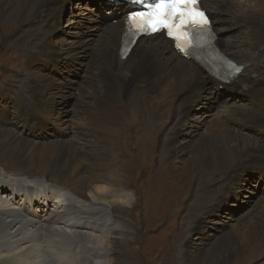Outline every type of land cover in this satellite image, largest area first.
<instances>
[{"label": "bare ground", "instance_id": "obj_1", "mask_svg": "<svg viewBox=\"0 0 264 264\" xmlns=\"http://www.w3.org/2000/svg\"><path fill=\"white\" fill-rule=\"evenodd\" d=\"M16 1L15 13L20 11L22 4V0ZM67 1L57 3L56 0H38V7L33 8L34 11L31 9L29 13L33 21L31 29L41 32V28L56 10L62 15ZM247 2L243 0L239 4L234 0L200 1L201 8L211 19L210 25L216 37L214 48L225 60L242 66L241 73L228 84L220 81L219 76L223 72L220 63L215 66L217 76H213L207 72L210 66L206 62H193L180 57L172 43L165 40L163 35L154 34L149 38L138 39L129 56L122 60L120 49L125 14L130 11L129 2L125 1L121 6L114 4L113 0L96 3L97 8H91L88 20L101 16V25L98 28L106 26L107 34L103 38V44L93 51L94 66L90 89L82 98V108L66 117V136L46 138L38 135L48 123H39L42 120L40 112L48 106L42 100L47 95L51 97L52 89L50 85L41 87L33 78L26 85H20L23 88L16 95V106L12 115L15 124L25 122L21 118L27 113L35 119L25 128L23 135L26 136H21L14 130L0 132V169L9 174L0 178V199L5 196V199L14 200V203L17 201L18 204L16 211L4 210L0 206V241L9 237L13 241V245L9 247H15L21 243L51 240L57 236L68 243L73 242L70 245L72 247L78 245L79 251L74 252V255L78 259L82 257L83 261L89 260V255L96 257L95 254L99 252L95 246H99L104 249L106 264H133V250L127 242L128 237L123 238L125 229L119 214L123 208L111 203L110 216L108 208L104 210L87 206L85 197L94 196L99 204L105 205L100 197H116L118 193L128 189L122 174L124 165L121 160H124V154L120 152V148L129 147L126 144L134 146L130 142L124 143V129L133 121L142 129L137 144L142 143L143 136L150 137L155 142L156 166L174 179L175 188L193 183L191 196L195 202L215 197L224 184H228L236 175H242L239 170L235 173V170L244 164L245 170L252 163L260 165L256 168L259 174L255 176L258 182H263L264 0ZM4 16L1 20L3 25L11 24L10 16ZM231 26L243 27L244 34L237 38L225 36L223 32ZM89 40L84 41L85 44L82 42L88 47H82L81 43L75 42L69 44L68 48L75 55L88 48L91 53ZM54 51L58 53V50ZM205 89L219 90L226 97L212 113H217L218 118L213 123L210 134L199 138L188 152H175L178 148L172 147L173 142L163 138L169 132L167 127L172 124L171 119L176 116V103L181 98H189L193 93H200ZM51 107L52 104L48 106L49 109ZM221 108L224 116L219 110ZM210 110V107L204 109L209 118L212 115ZM4 112L5 108L0 106V118ZM233 123L236 125H231ZM53 124L61 126L62 123ZM10 125H13L12 121ZM245 126L252 129L248 132L241 131ZM76 127H79V131L72 141ZM146 141H143L142 147L147 149ZM247 159H250L248 163L241 165ZM28 179H33L34 183H44L47 189L34 194V203H40L27 211L28 205L24 204L25 201L28 203L27 194L33 195L38 188V185L21 183ZM7 188L12 191L8 198ZM52 189L54 193L51 192ZM68 190L83 200L81 206L74 209L72 205L75 203L68 198V205L64 201H57L54 210H49L50 205L47 206L45 195L50 193L54 199H58L59 191L69 195ZM103 191L106 195L98 194ZM33 207L40 213H34ZM261 210L249 217L236 234L235 254L230 253L229 257L263 254L264 206ZM87 214L103 219V231L95 223L96 220L87 221ZM109 217L115 218L113 224H109ZM12 228H16L13 234L8 233ZM27 229L30 235L23 233ZM79 241L80 243H74ZM84 241L88 244L85 245ZM54 243L60 247L57 251L53 248L47 249L43 253V264H63L73 250ZM0 244L1 252L5 244ZM176 251L180 252L178 264H194L185 250L178 248ZM208 255L201 259L200 264H210ZM20 257L0 256L6 258L0 260V264L17 262ZM213 264H219L218 260L213 261Z\"/></svg>", "mask_w": 264, "mask_h": 264}, {"label": "rangeland", "instance_id": "obj_2", "mask_svg": "<svg viewBox=\"0 0 264 264\" xmlns=\"http://www.w3.org/2000/svg\"><path fill=\"white\" fill-rule=\"evenodd\" d=\"M10 1L0 0V106L5 108V112L0 118V132L14 130L21 136H26L23 135L25 128H28L35 119L30 116V113H27L21 118V121L25 122L15 124L12 115L16 106L17 93L21 91L22 86L30 82V78H33L38 81L41 87L50 85L52 89L51 97L47 95L42 100L48 106L52 104V107L49 109L46 106L44 111L40 112L42 120L39 123L43 124L44 121L48 123L38 135L46 138L66 136L68 130L66 117L82 108V98L90 89L94 66L93 51L103 44V38L107 34L106 26L98 28L101 25V16L88 20L91 8H97L96 3L101 0H97L98 2L95 0H68L62 15L60 11L56 10V13L46 21L39 33L31 29L33 21L29 15L31 9L38 7V0H22L21 9L16 13L14 8L17 1ZM61 1L64 0H56L57 3ZM234 1L239 4L243 2V0ZM4 15L10 16L11 24L3 25L1 20L5 18ZM242 29L244 28L231 26L223 33L225 36L237 38L242 36V33L244 34L245 30ZM88 39L92 46L91 53L88 48L75 55L68 48L69 44L75 42L81 43L82 47H88L84 45V41ZM54 50H58V53H55ZM217 88L220 87L217 86ZM220 93L221 91L216 89H205L200 93H193L189 98H181V101L176 103L174 109L176 116L171 119L172 124L167 127L169 132L165 133L166 136L163 138L173 142L172 147L178 148L175 152H188L199 138L202 139L210 134L213 123L218 118L217 113H212L219 107L218 103H223L226 98ZM11 98L13 100H10ZM208 107L211 108L210 118L204 111ZM219 110L224 116L223 108ZM11 121L13 125H10ZM53 122L62 124L55 126ZM132 124L125 128L126 130L124 129V143L130 142L134 146L126 144L129 147L122 146V150L120 148V152L124 154V160H121V164L124 165L122 174L128 189L118 193L116 197H100L101 202H104L105 205L99 204L94 196L85 195V197L87 206L97 209L108 208L110 216H112L111 203L123 208L119 212L125 229L123 238L128 237L127 242L133 250V264H178L180 253L176 251L178 248L185 250L194 264H200L201 259L207 254H209L210 264H213L215 260H218L219 264H264V247H262L263 254L256 253L250 256L240 254L229 257L230 253L235 254L236 234L247 223L248 218L260 213L264 206V181L258 182L255 176L259 174L256 168L260 165L252 163V166L245 170L243 167L246 164L244 163H248L250 159L242 161L241 165H244L242 167L240 165L241 168L235 170V173L239 170L242 175H236L228 184H224L217 191L215 197L195 202L191 196L194 184L190 182L184 187L175 188L174 179L156 166L155 142L150 137L143 136L141 140H147L145 143L148 144V148L142 147L143 141L141 144H137L142 129L138 123L133 121ZM231 125L235 126L236 123ZM78 128L76 127L73 132L72 141L77 137ZM251 129L245 126L241 131L248 132ZM43 132L47 133L43 134ZM46 142L52 143L53 141ZM8 175L0 169L1 179ZM158 181L160 182L157 184ZM21 183L38 185L33 195L27 194L29 204L27 201L24 204L28 205L26 209L28 211L30 207L40 203V201L34 203L36 197L34 194L44 192L47 188L44 183L41 184L39 181L34 183L33 179ZM7 191L8 198L12 191L10 188H7ZM51 192L54 193L53 189ZM69 193L66 195L59 191V198L56 195L58 199H54L50 193H47L45 199L47 206L50 205L49 210H54L57 201H64L66 205L72 201L75 203V205L71 204L74 209L81 206L83 200L74 196L70 191ZM105 193L103 191L98 194L106 195ZM68 198L70 201H67ZM196 203L197 205H195ZM0 206L4 210L16 211L18 209L17 201L14 203V200L5 199V196H1ZM32 211L36 214L40 213V211H36V207H33ZM106 213L107 211L105 216H107ZM94 216L87 214L85 218L89 217L88 220L86 219L88 222L96 220L95 223L102 230L103 219ZM108 219L109 224L110 222L113 224L115 218L109 217ZM117 223L119 224V222ZM15 229H9L8 233L13 234ZM23 233L30 235L29 229L24 230ZM96 236L99 235L96 234ZM51 240L29 241L9 247L13 245V241L6 237L0 241L5 244L0 256L8 258L21 256L19 261H10L9 264H43V253L49 248L57 251L60 247L54 243L57 242L68 250L73 249L63 264H106L104 249L99 246L91 245L95 246L99 253L95 254L96 257L89 255V260L83 261L82 257L78 259L74 255V252L78 253L79 251L78 245L72 247L70 245L73 242L68 243L57 236ZM74 243H80V241ZM84 243L88 244L85 241ZM3 259L6 258H0V260Z\"/></svg>", "mask_w": 264, "mask_h": 264}, {"label": "snow or ice", "instance_id": "obj_3", "mask_svg": "<svg viewBox=\"0 0 264 264\" xmlns=\"http://www.w3.org/2000/svg\"><path fill=\"white\" fill-rule=\"evenodd\" d=\"M135 21H142L136 25L138 30L147 31L148 25L153 30H166L168 35L179 40L181 33L209 34L210 21L201 10L199 0H160V3L147 13H134L128 19L129 28ZM234 71H239L234 68Z\"/></svg>", "mask_w": 264, "mask_h": 264}]
</instances>
